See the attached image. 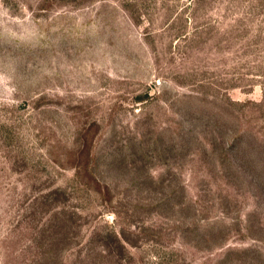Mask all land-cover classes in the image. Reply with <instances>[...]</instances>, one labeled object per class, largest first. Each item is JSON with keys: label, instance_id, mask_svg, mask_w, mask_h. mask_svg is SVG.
I'll use <instances>...</instances> for the list:
<instances>
[{"label": "rangeland", "instance_id": "1", "mask_svg": "<svg viewBox=\"0 0 264 264\" xmlns=\"http://www.w3.org/2000/svg\"><path fill=\"white\" fill-rule=\"evenodd\" d=\"M0 264H264V0H0Z\"/></svg>", "mask_w": 264, "mask_h": 264}]
</instances>
